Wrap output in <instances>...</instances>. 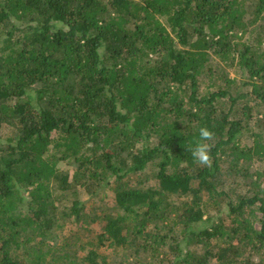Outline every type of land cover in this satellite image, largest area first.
<instances>
[{
	"label": "trees",
	"instance_id": "trees-1",
	"mask_svg": "<svg viewBox=\"0 0 264 264\" xmlns=\"http://www.w3.org/2000/svg\"><path fill=\"white\" fill-rule=\"evenodd\" d=\"M4 127L0 264H264V0H0Z\"/></svg>",
	"mask_w": 264,
	"mask_h": 264
},
{
	"label": "rangeland",
	"instance_id": "rangeland-1",
	"mask_svg": "<svg viewBox=\"0 0 264 264\" xmlns=\"http://www.w3.org/2000/svg\"><path fill=\"white\" fill-rule=\"evenodd\" d=\"M13 134L12 133V129L9 128V127H4L0 130V135L2 137H6L7 135H11ZM59 168L61 169V171H64L65 173L67 174H70V172H72V170L74 169V167L72 165L70 166H65L63 164H60L59 165ZM150 173H151V170H147L145 173L142 174V179L143 177L145 176H150ZM81 197V200L84 202V206L86 207V212H92L94 211V214H100V211L101 210H104V211H112L110 208V206L112 205L111 203V193H107V196L106 197H103V195H97L95 197H87L84 193L80 195ZM67 208V205L64 204L61 206V209H65ZM61 209H59V211H62ZM70 223H67L64 228L62 230H55L52 232L51 234V237H54V236H59L61 233L63 235H69V232L70 231H75L74 228L75 226L71 225L69 226ZM98 229V226L95 225L93 226L92 230L89 231V232H85V231H82L81 233L78 232L77 234L75 233V236L77 238V240L79 241V243H81L82 245L85 244V242H87V240H89L90 238H93V235H94V231H96ZM58 241V240H57ZM76 248H78L80 250V244H77ZM72 250H75V248H73ZM85 251H82V252H78V256L82 257L85 255Z\"/></svg>",
	"mask_w": 264,
	"mask_h": 264
},
{
	"label": "clouds",
	"instance_id": "clouds-1",
	"mask_svg": "<svg viewBox=\"0 0 264 264\" xmlns=\"http://www.w3.org/2000/svg\"><path fill=\"white\" fill-rule=\"evenodd\" d=\"M214 136V130L207 126H201L198 129V140L193 145H189L188 148L195 163L207 167L212 165L211 149L213 145L209 142L214 139Z\"/></svg>",
	"mask_w": 264,
	"mask_h": 264
}]
</instances>
